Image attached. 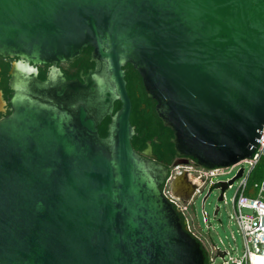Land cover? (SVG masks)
Returning a JSON list of instances; mask_svg holds the SVG:
<instances>
[{"label":"water","instance_id":"obj_1","mask_svg":"<svg viewBox=\"0 0 264 264\" xmlns=\"http://www.w3.org/2000/svg\"><path fill=\"white\" fill-rule=\"evenodd\" d=\"M87 47L94 68L68 79L59 62ZM0 55L18 59L0 118V264H206L163 194L169 167L151 141L144 155L133 146L124 67L141 75L178 156L208 168L251 157L264 0H0ZM227 187L216 185L219 200ZM195 189L188 173L172 184L183 200Z\"/></svg>","mask_w":264,"mask_h":264},{"label":"built area","instance_id":"obj_2","mask_svg":"<svg viewBox=\"0 0 264 264\" xmlns=\"http://www.w3.org/2000/svg\"><path fill=\"white\" fill-rule=\"evenodd\" d=\"M259 132L260 136L257 137L258 145L251 157L242 159L238 163L230 166L215 168L201 166L197 162L188 161L187 163H182L177 161L172 165L169 176L162 187L163 194L185 217L188 231L201 242L202 246L206 250L208 254V261L206 264H213L216 257H220L219 252H225V255L222 257L224 259L223 264H254V258L264 253V181L260 188L259 198L247 197L244 194L248 188L250 173L260 157L264 154V125ZM234 169H236V174L232 178L221 181H226L228 183L227 189L233 188L235 182L238 184L237 192L233 201L235 217L245 242V250L241 257H234L230 255L231 250L229 248H223L219 244H216L204 237L202 233L195 229L194 223L188 215L190 207L195 202V199L203 194L204 188L209 185V191L211 194L213 188L221 182L216 181L215 178L221 175L229 174ZM241 169H243L242 175L231 183V180L237 176ZM184 173H188L189 179L196 184V189L189 200H183L182 198L176 196L172 191V184L174 180L179 175ZM226 190L223 192V200L225 203H227ZM244 208L252 209L253 214L250 215L244 213ZM205 214L207 216L206 210Z\"/></svg>","mask_w":264,"mask_h":264},{"label":"rangeland","instance_id":"obj_3","mask_svg":"<svg viewBox=\"0 0 264 264\" xmlns=\"http://www.w3.org/2000/svg\"><path fill=\"white\" fill-rule=\"evenodd\" d=\"M236 174V169L226 175H221L215 178L216 181L232 178ZM264 181V154L260 157L257 164L250 173L248 188L244 192L247 197L259 198L260 188ZM238 188L237 182L233 188L226 190V201L219 200L221 190L213 188L212 193L207 198L203 206V199L210 190L208 185L203 190V194L195 199V202L190 207L188 212L189 217L194 223L195 229L202 233L208 240L219 244L223 248L231 250L230 255L241 257L245 250V242L240 227L235 217L234 197ZM264 199V197H263ZM220 205V211L215 214L216 206ZM207 211V216L205 214ZM246 214H253V210L249 208L243 209ZM222 257H216L213 264H223Z\"/></svg>","mask_w":264,"mask_h":264},{"label":"flooded vegetation","instance_id":"obj_4","mask_svg":"<svg viewBox=\"0 0 264 264\" xmlns=\"http://www.w3.org/2000/svg\"><path fill=\"white\" fill-rule=\"evenodd\" d=\"M92 53V52H91ZM83 54V50L81 51L80 55L73 58V59H67L65 61L59 62L58 66L62 69L64 74L68 79H81V73L84 72V74H87L92 67L89 68V70L86 72L85 67H82L77 64V59L81 57ZM15 60H18L17 58L13 57H6L0 55V118L5 117L9 115L11 110V104L9 102V98L12 95V89L10 87V80H11V69L13 66V62ZM91 62L92 59L90 58ZM94 63V62H93ZM95 65V63H94ZM37 68L39 70V77L42 72L47 74L51 70L52 66L49 63H41L37 65ZM94 68V67H93ZM46 79V78H45ZM7 84V88H6ZM145 89V87H144ZM151 99V98H150ZM154 103V111L156 112V101L154 99H151ZM143 108L147 109L148 111L152 110V107H147V103L143 104ZM161 120V119H160ZM168 128V127H167ZM167 128H163L159 126L157 128L158 133L155 134L152 138L143 139L140 140L134 148L141 154L144 155V151L148 147V142L151 141L152 144V155L156 156L157 161L163 163H167V166L169 167V170L171 169L172 165L179 161V160H186L189 162H195L196 160L192 157H180L176 154V156H172V153H168L164 147L165 139L168 137L169 141L171 142V138L173 136V132L171 130L168 131ZM172 143V142H171ZM173 144V143H172ZM164 164V163H163ZM166 165V164H165Z\"/></svg>","mask_w":264,"mask_h":264},{"label":"trees","instance_id":"obj_5","mask_svg":"<svg viewBox=\"0 0 264 264\" xmlns=\"http://www.w3.org/2000/svg\"><path fill=\"white\" fill-rule=\"evenodd\" d=\"M91 52L92 47H87L83 49V54L81 57L77 59V64L85 67V71L87 72L90 67H94V63L91 62ZM126 71V80H127V87L129 91V95L132 99L133 103V109L131 114V122L134 126H136V134L132 140L133 146H136V144L142 140V138L148 139L152 138L155 134L158 133L157 128L159 126L165 127L163 122L158 117L157 113L154 111V103L153 101L148 97L143 84V79L138 71L134 69V67L131 64H128L124 67ZM41 79L46 78V73L42 72L40 74ZM7 88V84H6ZM147 103V107H152L151 111H148L147 109L143 108V104ZM121 102H116L115 110H118L121 108ZM111 121V117H107L101 124H100V133L102 136L107 135V129L108 124ZM167 128V127H165ZM168 131L171 130L167 128ZM164 147L168 153H172V156H176V152L174 149V145L169 141L168 137L164 140ZM197 162V161H195ZM167 165V163L163 162ZM181 214V213H180ZM183 217V220H185V217L181 214ZM185 227L187 228V225L185 224ZM206 254V262L208 261V254L205 250Z\"/></svg>","mask_w":264,"mask_h":264},{"label":"bare ground","instance_id":"obj_6","mask_svg":"<svg viewBox=\"0 0 264 264\" xmlns=\"http://www.w3.org/2000/svg\"><path fill=\"white\" fill-rule=\"evenodd\" d=\"M254 264H264V253L254 258Z\"/></svg>","mask_w":264,"mask_h":264}]
</instances>
